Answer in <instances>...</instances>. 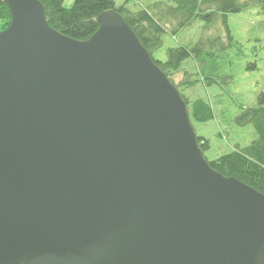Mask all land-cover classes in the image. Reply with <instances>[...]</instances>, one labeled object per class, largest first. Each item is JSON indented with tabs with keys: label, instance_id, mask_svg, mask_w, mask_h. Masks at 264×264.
<instances>
[{
	"label": "water",
	"instance_id": "1",
	"mask_svg": "<svg viewBox=\"0 0 264 264\" xmlns=\"http://www.w3.org/2000/svg\"><path fill=\"white\" fill-rule=\"evenodd\" d=\"M4 1L0 264H264V194L208 164L123 17L76 40Z\"/></svg>",
	"mask_w": 264,
	"mask_h": 264
},
{
	"label": "trees",
	"instance_id": "2",
	"mask_svg": "<svg viewBox=\"0 0 264 264\" xmlns=\"http://www.w3.org/2000/svg\"><path fill=\"white\" fill-rule=\"evenodd\" d=\"M39 1L43 4L48 24L77 40H85L97 30V17L102 11L116 10L148 51L152 61L179 90L190 121L196 123L212 120L213 106L204 98H188L180 87L192 88L199 84L197 82H204L207 87L213 83L220 85L226 80L229 82L231 75L223 71L229 65L226 51L235 41L227 25V15L241 12L251 1L264 7V0H165L152 2L138 10H130L124 4L116 5L114 0H73L68 8L63 6V0ZM196 19L204 23V29L190 47L178 45L167 48L165 60L154 56L163 44V36L169 34L168 30H172L174 35ZM9 20V9L5 1L0 0V30L8 26ZM213 24L217 27L210 31ZM187 61L197 68L202 80L196 78L175 83L172 74ZM247 68H255V64H248ZM235 122L239 126L251 124L255 138L246 146L236 147L208 163L222 175L235 177L264 194V90L257 94L254 106L242 109ZM196 138L201 151L206 152L210 147L208 140L199 134Z\"/></svg>",
	"mask_w": 264,
	"mask_h": 264
},
{
	"label": "rangeland",
	"instance_id": "3",
	"mask_svg": "<svg viewBox=\"0 0 264 264\" xmlns=\"http://www.w3.org/2000/svg\"><path fill=\"white\" fill-rule=\"evenodd\" d=\"M155 1L165 0H114L116 5L124 4L130 10H138ZM72 2L73 0H63V6L68 8ZM203 24L196 19L174 35H171L172 30H168L169 34L163 36V44L154 56L165 60L167 48L178 45L190 47L204 29ZM227 25L235 41L226 51L229 65L223 71L226 75H231L229 82L222 81L220 85L213 83L209 87L204 82H197L200 85L192 88L180 87V91L188 98H204L213 106L212 120L206 123L192 122L195 133L204 136L210 144L209 149L204 152L208 161L229 153L236 147L246 146L255 138L251 124L239 126L235 118L243 108L254 106L257 94L264 90V7L251 1L241 12L228 14ZM216 27L213 24L210 31ZM248 64H255V68L248 69ZM200 75L193 63L187 61L171 78L175 83H181L196 78L200 81Z\"/></svg>",
	"mask_w": 264,
	"mask_h": 264
}]
</instances>
